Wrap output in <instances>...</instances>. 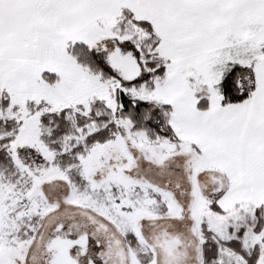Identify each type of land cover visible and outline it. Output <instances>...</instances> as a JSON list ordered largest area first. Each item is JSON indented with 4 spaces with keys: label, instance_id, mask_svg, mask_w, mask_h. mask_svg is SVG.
<instances>
[{
    "label": "snow or ice",
    "instance_id": "snow-or-ice-1",
    "mask_svg": "<svg viewBox=\"0 0 264 264\" xmlns=\"http://www.w3.org/2000/svg\"><path fill=\"white\" fill-rule=\"evenodd\" d=\"M0 264H264V0H0Z\"/></svg>",
    "mask_w": 264,
    "mask_h": 264
}]
</instances>
